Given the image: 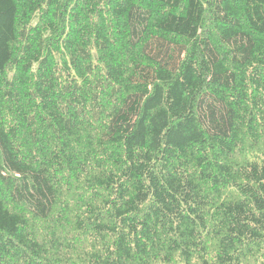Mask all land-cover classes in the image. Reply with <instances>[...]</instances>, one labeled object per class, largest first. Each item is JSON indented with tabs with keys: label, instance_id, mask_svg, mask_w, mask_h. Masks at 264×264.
I'll list each match as a JSON object with an SVG mask.
<instances>
[{
	"label": "trees",
	"instance_id": "trees-1",
	"mask_svg": "<svg viewBox=\"0 0 264 264\" xmlns=\"http://www.w3.org/2000/svg\"><path fill=\"white\" fill-rule=\"evenodd\" d=\"M0 264H264V0H0Z\"/></svg>",
	"mask_w": 264,
	"mask_h": 264
}]
</instances>
